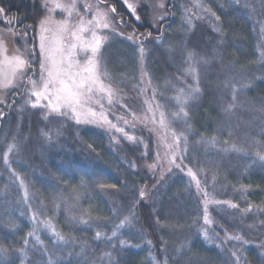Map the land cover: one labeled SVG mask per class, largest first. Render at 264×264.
<instances>
[{"label":"trees","instance_id":"1","mask_svg":"<svg viewBox=\"0 0 264 264\" xmlns=\"http://www.w3.org/2000/svg\"><path fill=\"white\" fill-rule=\"evenodd\" d=\"M104 4L115 6L111 25L124 33L111 30L109 37L127 43L132 57L120 49L115 59L110 42L104 46L108 78L126 105L110 109L140 112L145 87L155 93L172 129L187 137L180 165L161 170L149 126L120 132L26 103L29 78L39 71L37 50L25 80L0 107V264H264V160L257 155H264V0H202L198 10L192 0H166L156 25L142 8L135 15L122 0ZM0 8V24L18 41L27 31L38 49L44 4L0 0ZM195 87L199 93L183 105L187 116H175L180 90ZM209 197L220 202L208 201L206 223ZM236 236L242 239H230Z\"/></svg>","mask_w":264,"mask_h":264},{"label":"snow or ice","instance_id":"2","mask_svg":"<svg viewBox=\"0 0 264 264\" xmlns=\"http://www.w3.org/2000/svg\"><path fill=\"white\" fill-rule=\"evenodd\" d=\"M123 3L127 5L133 13L136 8L129 3V0H123ZM78 0H71V3L64 4L60 3L59 0H53L52 8L47 7V0H45V10L54 12L59 9L61 12L66 14V18L63 20H54L50 16H45L39 21L38 25V49L35 45H28L26 43L29 33L22 31L21 39L25 40L24 53H27L26 57L24 53L7 57L0 61V88L7 89L12 86L18 78H23L24 72L30 64L28 57L31 60H35V53L39 52V86L37 80L29 78L30 88H26L25 91L29 97L26 101L31 107L42 106L49 110L50 113H57L64 115L63 109H68L73 119L79 123H95L104 125L107 124L110 128H116V125L112 124L107 119V114L103 111L97 112L91 105H98L103 109V104L100 99H96V95L100 94L103 98L107 96L108 102L111 103L115 95V90L110 85H106L101 79L100 65H101V54L100 50L104 43L108 40L107 36L98 35V32L102 29H110L117 35H124V33L116 32L115 28H112L109 20L110 13H116L115 6H107L104 4V0H98L97 4L93 5L85 2L83 7L87 10L86 13H80L78 10ZM104 5V7H101ZM160 7H163L161 3ZM4 10L0 8V12ZM190 11V10H189ZM87 13H92L91 19H86ZM77 19L73 21V16ZM163 17H161L162 19ZM139 20V16H136ZM218 20L219 17H216ZM11 23V21H9ZM188 23L191 24V19H188ZM27 29H31V25L24 26ZM12 29L9 28V32ZM217 32L221 29L217 28ZM129 40H133V35L127 37ZM35 39V37H33ZM160 39L159 37L157 38ZM0 46H3V40L0 39ZM6 51V48L4 49ZM19 52V49L17 50ZM79 51L90 53L87 56L83 64L77 59ZM141 63H143L144 48L141 45L140 49ZM194 57L192 52L188 53V59L191 61ZM186 72L193 77L198 76V72L195 68L189 67ZM199 87L190 88L187 94L184 93L183 89L180 90V96L176 97L178 104L181 105L180 111L175 113V116H187V112L184 110L183 105L188 103V100L193 98L199 93ZM235 91V90H234ZM32 97H35L33 100ZM235 100V96H233ZM46 101V103H42ZM229 105V109H231ZM151 110V106H149ZM2 115V113H0ZM135 115V114H133ZM164 114H160L161 123L163 122ZM128 123V121H124ZM120 132H124V129H117ZM47 135V133H45ZM174 135V144L166 145L169 149H179L180 142L183 140L186 146L187 137L181 132L179 135ZM125 136L128 140H135V137ZM212 143H215L213 138ZM16 148L15 144L9 146L8 151L11 152ZM235 150V146H233ZM186 150V147H185ZM260 159L264 160V155L257 154ZM176 152L173 151L171 161H175ZM6 159V158H5ZM7 162V160H6ZM151 168H155L156 165H150ZM188 174L195 180L197 191H203V195L207 198L208 193L206 190L201 189L200 181L196 178V174L189 169ZM21 183H23L21 181ZM25 198L28 193L25 190ZM141 197L144 196V192H140ZM207 204L208 200L205 199V222L211 223L207 215ZM235 208L236 205H231ZM250 211V209H246ZM35 220V215H33ZM82 223L86 221L81 220ZM125 222H130L129 218H125V221L121 222L123 225ZM59 240L63 241L65 237L56 232L55 228L51 225L50 221L43 222ZM33 233H30L32 235ZM97 237L101 234L97 233ZM206 239H211L208 236L207 231L204 232ZM37 239H39L37 237ZM230 239L240 240L239 236L230 237ZM246 242V241H245ZM5 250L0 248V253ZM109 255V254H106ZM235 256V253H231ZM238 259V257H237Z\"/></svg>","mask_w":264,"mask_h":264},{"label":"rangeland","instance_id":"3","mask_svg":"<svg viewBox=\"0 0 264 264\" xmlns=\"http://www.w3.org/2000/svg\"><path fill=\"white\" fill-rule=\"evenodd\" d=\"M40 2L45 5V0H40ZM59 2L64 3V4H68V3H71V0H59ZM85 2L93 4V5L96 4L92 0L91 1H89V0H78L77 6H78V10L80 13H86V11H87L83 7V4ZM192 2L194 3L196 10H198L202 4V0H192ZM129 3L132 4L133 6H135V8H136V11L134 13L135 15H138V13H139L138 10L140 8H142V10L144 12L149 11L151 13V16H152V22L155 25H156L157 21L161 19V17L166 16V12L164 9L166 0H129ZM161 3L163 4V7H160ZM52 4H53V0H47V7L49 9L52 8ZM145 5L147 8L144 7ZM101 7H104V6H101ZM181 9L185 10V7L182 6ZM46 16H50L51 19H54L57 21L63 20L66 18V14L61 12L59 9H56L54 12H51V13L49 11H47ZM91 18H92V13H87L86 19H91ZM76 19H77V17L74 15L73 21L75 22ZM109 20H110V22L112 21V14L111 13L109 14ZM9 28L12 29V27L8 24H6V25L0 24V39L3 40V46H0V61H2L5 58V56L11 57V56L17 55L19 53H24L25 40H23V39H20V41L16 40L13 29L11 32H9ZM110 31H111V28L110 29H102L98 32V35L108 37V40L104 43L103 47L100 50V54L102 57L101 65H100V74H101V79L103 80V82L106 85H110L111 88L115 90V95L112 99V102L109 103L107 96H104L102 98L100 96V94H97L96 99L101 100V103L103 104V109H101L100 106H98V105H91V106L94 107L98 113L101 111L106 113L107 119L110 120L112 122V124L116 125L115 129H120L119 127H121V126L134 127V126L145 125V126L151 127V129L155 133L157 145L159 148L158 164L161 167V170L168 171L172 166H176V165L179 166L180 164H179L178 160H179V158H181V146L179 145L178 150L175 149V147L173 149H169L168 147H166V145H173L174 144L173 133H175L176 135H179V134H177L172 129L171 124L167 121L165 113H164V108H163L162 104H160L157 97L155 96V93L151 92L150 94H148L147 93L148 88L145 87V89L143 90V96H142V99L144 101V108L140 112H135L134 110H130V112H131L130 115L125 116V115L119 114L117 111H114V110L112 111L110 109V107L112 106L113 103H120L124 107H126V105L124 103H122L121 99H122L123 94L121 93V90L119 88L115 87L110 82V80L108 78V77H110V75H109V69L107 68V64H106L107 56L104 54L105 44H108L110 42V45L107 46V49L109 50V52L112 55H114L115 59L117 58V54H118L117 52L120 49H123V53L125 55H127V60L131 61V59H132L131 48H129L127 43H125V44H120L119 42L113 43V40H112L113 37H109ZM26 43L28 44L27 41H26ZM5 48H6V51H4ZM18 49H19V52L17 51ZM24 54L26 57L28 56L27 53H24ZM88 55H90V53H85L84 51H79L77 54V59L80 61L81 64H83ZM28 58L30 60V57H28ZM143 60H144V55H143ZM29 68L30 67L28 65L27 69L24 72L23 78H18L17 81L12 86H10L7 89L0 88V107H3V106L7 107L8 106L7 94L9 92V90L12 88H19V86H21V84L25 80V77H26V74H27V71ZM36 75H37L36 79H34V78H31V79L37 80V83L39 86V71H37ZM144 83H146L145 78H144ZM145 86H146V84H145ZM30 87H31V85H30ZM32 99L34 100L35 97H32ZM42 103H46V101H43ZM149 106H151V110H150ZM62 111L70 113L71 116L73 117L72 113L68 109H63ZM109 112H112V114L114 115V118L112 115L109 114ZM161 113L164 114L162 123L160 120V114ZM133 114H135V115H133ZM124 121H128V123H125ZM82 124H88V125H92V126H103V127H107L108 129H110V127L107 124H104V125L95 124V123H82ZM173 151L176 152L174 162L171 161ZM209 198H210L208 200L209 203H219L220 202L219 200H216L213 197H209ZM227 203L230 207H231V205H234L233 203H230V202H227Z\"/></svg>","mask_w":264,"mask_h":264}]
</instances>
